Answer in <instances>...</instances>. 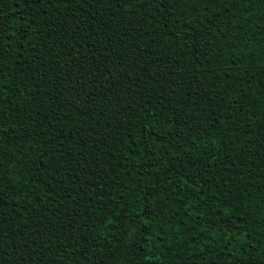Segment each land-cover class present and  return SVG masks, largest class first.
<instances>
[{"label":"trees","instance_id":"16d2710c","mask_svg":"<svg viewBox=\"0 0 264 264\" xmlns=\"http://www.w3.org/2000/svg\"><path fill=\"white\" fill-rule=\"evenodd\" d=\"M159 7L0 0V264H264V0Z\"/></svg>","mask_w":264,"mask_h":264},{"label":"snow or ice","instance_id":"6c2138e0","mask_svg":"<svg viewBox=\"0 0 264 264\" xmlns=\"http://www.w3.org/2000/svg\"><path fill=\"white\" fill-rule=\"evenodd\" d=\"M112 2L114 4H119L121 3V0H112ZM124 2L126 3L127 0H124ZM169 0H160V7L158 8L159 11L161 12H166L167 8L164 7V5L168 4ZM173 2H175V0H173ZM198 3L204 5L205 9L209 6V5H215L220 3V0H197ZM223 223V221H221ZM214 227V225H213ZM225 227H227V225H225ZM129 231H131L132 233L136 234L140 231V227L138 224H136L134 221L132 223L129 224Z\"/></svg>","mask_w":264,"mask_h":264}]
</instances>
